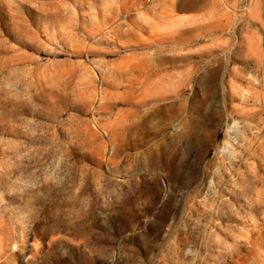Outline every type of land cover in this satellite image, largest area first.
I'll list each match as a JSON object with an SVG mask.
<instances>
[{"label":"rangeland","instance_id":"1","mask_svg":"<svg viewBox=\"0 0 264 264\" xmlns=\"http://www.w3.org/2000/svg\"><path fill=\"white\" fill-rule=\"evenodd\" d=\"M0 264H264V0H0Z\"/></svg>","mask_w":264,"mask_h":264}]
</instances>
